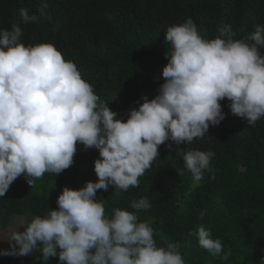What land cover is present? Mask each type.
Here are the masks:
<instances>
[{
  "label": "clouds",
  "instance_id": "clouds-1",
  "mask_svg": "<svg viewBox=\"0 0 264 264\" xmlns=\"http://www.w3.org/2000/svg\"><path fill=\"white\" fill-rule=\"evenodd\" d=\"M37 12L21 8L23 24L39 22L44 10ZM216 33L206 38L191 18L169 26L164 82L152 99L142 97L125 120L54 44L26 45L19 25L0 29V197L21 175L32 187L45 173L68 169L78 143L99 151L94 161L98 179L79 188L65 186L55 209L19 222L0 238L10 245L0 255L38 251L42 264L53 257L60 264H186L177 243L158 245L150 222L140 220L139 213L152 206L148 197L107 214L104 199L96 196L110 185L118 193L139 187L160 145L169 140L191 144L225 119L220 103L225 98L231 114L248 125L264 118V25L243 39L236 38L229 23L222 22ZM183 162L194 181L211 170L204 151H185ZM189 234L223 261L232 255L203 225Z\"/></svg>",
  "mask_w": 264,
  "mask_h": 264
},
{
  "label": "trees",
  "instance_id": "trees-1",
  "mask_svg": "<svg viewBox=\"0 0 264 264\" xmlns=\"http://www.w3.org/2000/svg\"><path fill=\"white\" fill-rule=\"evenodd\" d=\"M44 14L39 22L24 25L20 9ZM191 18L206 38H214L223 23L232 25L237 39L264 25V0H0V29L23 28L22 42H50L66 60L73 61L82 77L109 108L127 119L142 97L152 99L164 82L167 63L166 29ZM260 51L264 53V48ZM226 114L207 135L188 145L166 141L159 156L139 178V187L124 192L99 190L107 214L128 208L130 202L148 197L151 208L139 218L150 222L158 245L175 242L186 264H261L264 257V118L248 125L231 114L227 98L220 101ZM168 144H172L169 148ZM189 149L210 157V171L194 181L184 168ZM95 148L77 144L74 162L59 175L45 173L31 187L18 177L0 197V226L17 215L30 220L46 215L65 186L82 187L98 179ZM180 173V174H178ZM214 177V178H211ZM200 225L221 239L228 261L199 246L194 233ZM0 264H42L41 253L0 256ZM47 264H60L58 257Z\"/></svg>",
  "mask_w": 264,
  "mask_h": 264
},
{
  "label": "rangeland",
  "instance_id": "rangeland-1",
  "mask_svg": "<svg viewBox=\"0 0 264 264\" xmlns=\"http://www.w3.org/2000/svg\"><path fill=\"white\" fill-rule=\"evenodd\" d=\"M23 220H27V219L24 216L17 215V216H14L10 220V222H9L7 227L2 228L0 226V238H3L5 236H7L9 230L11 228H14L19 222H21ZM18 230L23 231V226H21ZM9 247H10V245L8 244V242L6 240L0 239V249H6V248H9Z\"/></svg>",
  "mask_w": 264,
  "mask_h": 264
}]
</instances>
